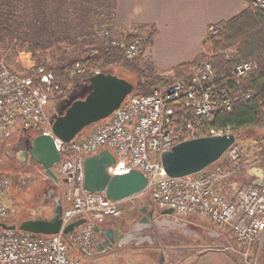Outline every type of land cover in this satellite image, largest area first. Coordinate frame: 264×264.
Returning <instances> with one entry per match:
<instances>
[{
  "label": "built area",
  "instance_id": "built-area-1",
  "mask_svg": "<svg viewBox=\"0 0 264 264\" xmlns=\"http://www.w3.org/2000/svg\"><path fill=\"white\" fill-rule=\"evenodd\" d=\"M250 1L264 9V0ZM218 30L216 24L209 25L210 32ZM96 33L112 36L129 59L139 54L142 42L139 37L127 41L106 25L98 26ZM257 66V60L244 59L235 63L231 72L239 77ZM25 69L34 72H20L0 57V144L15 131L30 127L53 135L61 154L54 164L59 181L54 182L62 189V226L59 232L41 234L0 225V264H79L69 254L72 245L78 246L85 256L94 254V225L108 216H119L123 212L121 202L135 195L114 200L101 191L84 189V157L104 147H109L116 157L107 166L109 173H122L131 168L145 173L148 182L143 191L148 192L160 212L171 207L174 214H198L216 226H210L208 232L220 236L222 249L237 250L246 264H264V177L259 185L236 187L231 182L229 186L235 192L232 198L218 190L238 169L225 166L237 162L240 148L236 144L228 147L216 161L188 175H168L161 163L164 150L181 140L196 137L199 130L197 118L189 117L182 120L180 128L176 108L189 106L199 117L219 107L230 109L233 99L241 93H232L210 60L194 64L187 76L154 86L149 93H130L93 130L69 141L54 135L51 129L54 90L59 88L53 71L34 63ZM230 132V126H212L207 135ZM11 185L9 176L0 173V198ZM13 214L12 205L0 200V220L12 223L7 218ZM79 217H85L82 225L64 234L63 228ZM221 228L233 233L234 243L225 240ZM127 234L134 236L132 230Z\"/></svg>",
  "mask_w": 264,
  "mask_h": 264
},
{
  "label": "trees",
  "instance_id": "trees-1",
  "mask_svg": "<svg viewBox=\"0 0 264 264\" xmlns=\"http://www.w3.org/2000/svg\"><path fill=\"white\" fill-rule=\"evenodd\" d=\"M249 2L243 11L216 24L218 32H209L202 43V51L194 60L177 64L169 73L156 71L139 54L130 59L125 57L112 36L96 33L98 26L106 25L112 29L115 0H0V43L10 44L14 54L20 50L30 51L35 65L53 71L54 81L59 85L54 90L56 100L66 98L69 88L76 82L90 88L92 75L98 70L110 71L112 65L135 71L138 77L133 82L132 93L146 94L154 86L169 84L181 75L187 76L194 64L210 60L217 74L230 85L232 93H241L233 99L230 109L219 107L199 117L189 106L176 108L179 127H182L183 119L197 118V136L207 135L212 126H230L239 139L243 128H256L259 134L255 143L264 160V9ZM156 30L155 25H148L141 48ZM122 37L130 41L138 36L136 32L128 31ZM67 49H70L69 53ZM59 50L62 55L55 58ZM249 58L257 60V68L246 75L234 76L233 65ZM76 62H79L78 67ZM76 68L79 70L74 72ZM249 91L251 95H244ZM77 97L82 96L73 99ZM23 131L25 129L15 131L0 144H6L5 155H9V141L13 135ZM38 133L40 131L36 129L33 136ZM239 165H245V160L238 158L235 164H225L226 167Z\"/></svg>",
  "mask_w": 264,
  "mask_h": 264
},
{
  "label": "rangeland",
  "instance_id": "rangeland-1",
  "mask_svg": "<svg viewBox=\"0 0 264 264\" xmlns=\"http://www.w3.org/2000/svg\"><path fill=\"white\" fill-rule=\"evenodd\" d=\"M113 32L118 37L123 36L114 30ZM142 36H139L141 40ZM68 50L70 49H67V52ZM141 51L142 48L139 47V56H141ZM56 53L55 58L62 55L60 50ZM0 57H3L14 69L23 73L27 72L25 69L27 66L35 64L30 51L20 50L14 54L10 44L5 46L0 43ZM110 71L132 82H135L138 77L135 71L125 69L120 65H112ZM88 89L87 84L76 82L69 88V95L66 98L54 99L50 111L52 119L58 113L63 112L74 97L83 96ZM98 123L85 127L81 134L90 132ZM35 131V128L30 127L20 134L13 135L9 141V155L3 153L6 144L0 146V172L9 176L12 184L0 198L1 201L13 207V216L7 218L9 222L19 223L25 218L38 215L51 216L54 213L57 199L61 200L62 189L46 174L43 167L31 157L24 160L20 156V152L30 147ZM258 134V129L246 127L240 131V139L236 136L234 144L240 148L238 158L244 159L245 165L237 166L238 170L235 171L233 178L236 181H243V185L251 184L246 183L247 167L253 165L264 167V160L258 153L256 140H252L257 138ZM150 201L148 192L142 191L121 202L123 212L119 217L124 234L131 232L137 224V227L132 229L134 238L130 242L117 241L110 248L103 246L101 250L95 251L90 256H85L78 246L72 245L69 249L70 256L77 259L79 264H215L217 262L229 264L232 260L236 264H246L244 257L237 250L222 249L220 236H212L208 232L210 228L207 224L206 227L195 225L183 214H160L157 208L153 215L143 212L141 210L143 206L150 208L148 206ZM142 215L148 217V221L144 224L138 223ZM106 223L109 221L107 220ZM223 233L221 235L224 237ZM94 236L98 243L99 236ZM141 236H148L149 239L140 240Z\"/></svg>",
  "mask_w": 264,
  "mask_h": 264
},
{
  "label": "water",
  "instance_id": "water-1",
  "mask_svg": "<svg viewBox=\"0 0 264 264\" xmlns=\"http://www.w3.org/2000/svg\"><path fill=\"white\" fill-rule=\"evenodd\" d=\"M134 87L132 81L111 71H96L90 79V88L86 94L73 99L63 112L55 116L51 125L53 134L64 141L77 137L85 127L109 116L133 92ZM236 139L233 132L187 138L177 142L170 149L164 150L161 153V163L168 175H188L219 159L226 149L235 143ZM24 153L26 158L31 157L40 164L49 177L56 182L59 181L54 164L60 160L61 154L56 148L52 134H35L30 147ZM115 161L116 157L109 147L86 155L83 160L84 189L101 191L109 199L114 200L124 199L143 191L148 182L145 173L138 168H131L126 172L111 174L108 172L107 166ZM145 209L146 207L143 206L141 210L145 211ZM161 212L173 213L174 209L168 207L162 209ZM150 215H153L152 212ZM84 221L85 217L74 219L63 228V233L72 232ZM146 221H148L146 215H142L138 219V223ZM0 225L41 234L59 232L62 226L61 200L57 199L54 213L51 216L38 215L25 218L19 223H7L0 220ZM136 227L137 224L132 229ZM94 230L108 237L107 240H100L97 243V251L102 249L104 243L112 245L114 238L110 234L111 227L95 224ZM116 237L122 243H128L134 238L130 234H124L121 237L117 234ZM145 239H149V237H140V240Z\"/></svg>",
  "mask_w": 264,
  "mask_h": 264
},
{
  "label": "crops",
  "instance_id": "crops-1",
  "mask_svg": "<svg viewBox=\"0 0 264 264\" xmlns=\"http://www.w3.org/2000/svg\"><path fill=\"white\" fill-rule=\"evenodd\" d=\"M249 3V0H115L112 28L118 34L123 35L130 31L136 32L139 37L145 35L148 25H155L157 30L151 40L143 45L141 56L156 71L168 73L177 64L192 61L200 54L202 43L210 32V24L231 18L243 11ZM246 173V183L259 185L264 177V167L253 165L246 168ZM231 182L236 187L243 185V181H236L232 176L228 181L224 180L223 187H218V190L231 197L234 194L229 186ZM151 202L148 203L149 209L142 210L149 215L156 212L157 208ZM185 216L195 225L206 227L207 224L208 228L216 227L198 214ZM106 222L107 218L100 225H106ZM221 231H224L225 240L235 242L229 229L221 228ZM106 247L111 246L108 244ZM229 264L236 263L232 260Z\"/></svg>",
  "mask_w": 264,
  "mask_h": 264
},
{
  "label": "flooded vegetation",
  "instance_id": "flooded-vegetation-1",
  "mask_svg": "<svg viewBox=\"0 0 264 264\" xmlns=\"http://www.w3.org/2000/svg\"><path fill=\"white\" fill-rule=\"evenodd\" d=\"M26 150L20 152V156L24 160H26L25 153H24ZM107 220L109 221V223H107L105 226H109V227L112 228V231H111L110 234H111V237L114 238V240L112 242V245H113V244H115L118 241V239L116 237L117 234L119 235V237L124 235V232L122 231L124 228H122V222H121V218L119 216L118 217H116V216H108ZM95 233L98 234L100 240H107L108 239L107 236H104V235H102V234H100L98 232H95ZM104 244H105L104 246L108 245L106 243H104ZM112 245H110V246H112Z\"/></svg>",
  "mask_w": 264,
  "mask_h": 264
}]
</instances>
